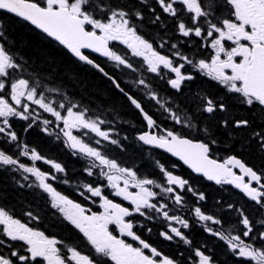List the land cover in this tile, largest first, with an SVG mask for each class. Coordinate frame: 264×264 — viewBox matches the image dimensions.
<instances>
[{
  "label": "snow or ice",
  "instance_id": "1",
  "mask_svg": "<svg viewBox=\"0 0 264 264\" xmlns=\"http://www.w3.org/2000/svg\"><path fill=\"white\" fill-rule=\"evenodd\" d=\"M3 14L55 43L67 64L44 49L25 55L0 18V173L14 174L17 188L46 200L89 251L33 227L42 217L31 206L17 215L0 204V264H264V168L236 155L215 158L220 146L255 144L264 153V0H0ZM146 25L156 34L145 33ZM78 69L99 73L140 117L144 130L132 136L140 147L239 190L260 215L217 200L236 217L226 222L207 210L206 194L175 171L177 163L158 158V175H150L142 161L113 156L129 140L118 125L137 123L120 118L119 105L76 97ZM204 83L208 89L193 91ZM233 101L248 117L233 115ZM33 132L83 162L74 195L86 203L58 190L70 183L66 167L29 143ZM154 226L183 250L166 255L144 238ZM193 228L223 242L227 258L195 244Z\"/></svg>",
  "mask_w": 264,
  "mask_h": 264
},
{
  "label": "trees",
  "instance_id": "2",
  "mask_svg": "<svg viewBox=\"0 0 264 264\" xmlns=\"http://www.w3.org/2000/svg\"><path fill=\"white\" fill-rule=\"evenodd\" d=\"M135 0H129V3H134ZM6 24L8 25V35L15 41L16 47L20 49L25 55L31 56L34 49H44L50 55L56 57L58 63L67 64L63 56V50L58 46H55L48 40H45L41 34L37 31L32 30L28 26L17 22L14 17H8L5 14L2 17ZM145 33H150L155 35V29L151 26L146 25L143 29ZM11 43V41H10ZM111 67V65H109ZM42 71H47L46 69H42ZM77 74L80 79V83L78 85H72L74 87L76 97L83 96L84 103L86 105H94V106H110V105H119V116L122 119L128 120L129 124L133 121L137 123L136 128H130L128 124L123 126L118 125L120 131L127 132L129 135V140L126 143L129 151L121 152L119 154L120 158L125 157L126 162H131V160L142 161L144 167L142 169L143 172L148 173L150 175H158V173L154 170V161L156 159H161L166 161L169 165L171 163H177L179 167L175 169V171L187 178H190L194 186L203 191L204 186H208L217 190H221L224 192V195L228 198V202L225 201L221 196L217 195V192H207L203 191L207 196V210L211 213L214 212L215 215L222 216V214H218V212H222L225 209L217 206L216 201L220 200L222 203H236L239 206L248 207L250 202L246 201L245 198L236 193L232 188H224L218 187L215 185H207L208 183L201 178H197L192 175L187 169H185L182 165L176 162L174 159H171L169 156L157 152L155 150L146 151L144 148L140 147L137 142L132 139L133 133L136 131H143V126L139 123L140 117L136 114V112L131 109L125 100L119 96L118 93L115 92L109 85L108 81H106L99 73H95L90 69H82L77 70ZM65 84H70V81L65 79ZM161 88H163V84H161ZM208 89L207 83L203 85L197 84L193 91ZM213 94H218L223 96V90L219 88H213ZM163 95H167V90H165ZM193 92H188L186 96L183 98L185 103H188L187 97L191 96ZM233 103L232 113L237 117H248V111L239 106L235 101ZM150 111H154V109H149ZM209 121L205 120L204 124H208ZM201 127L203 125H200ZM193 138H197L200 134L198 132L192 133ZM28 141L30 144L35 146L41 153L56 161L60 162L62 166L66 167L67 170V179L70 181L69 184H57L58 190H60L64 194H68L73 199L79 200L81 203H86L78 196L74 195L77 190V187L80 183L84 181V176L81 174V165L82 161L73 160L69 153L61 146V144L57 142H53L51 138L45 137L38 132H33L29 137ZM215 153L220 158H225L228 155H236L241 158L244 162L248 163L251 166H254L257 169L264 168V153L258 151L255 144L251 147H235V148H225L224 146H220V148L215 150ZM117 157L116 155L112 154ZM119 159V158H118ZM43 169L49 170L48 165H40ZM14 174L10 173H0V204H4L6 207H9L11 210H15L16 214H21L22 210L26 206H31L34 211L38 212L42 220L36 226L39 230L45 232L46 235L56 237L62 239L67 242L68 246H76L78 234L65 222L62 221L61 218L52 215L49 210L48 203L42 197L37 196L32 190L28 189H19L15 186L14 182L11 179V176ZM189 202H192V197L189 195ZM250 208V207H249ZM255 208V207H254ZM217 213V214H216ZM158 228L154 226L153 232H158ZM153 234V236L159 240V237ZM188 234H194L192 238L194 243L199 245L201 243H206L214 241V239L209 238L201 229L193 228ZM81 242V241H80ZM168 247H172L171 244H167ZM84 249L86 248L83 245ZM216 255L221 259L225 260L227 257L225 255V247L222 244H219V248L216 250Z\"/></svg>",
  "mask_w": 264,
  "mask_h": 264
},
{
  "label": "flooded vegetation",
  "instance_id": "3",
  "mask_svg": "<svg viewBox=\"0 0 264 264\" xmlns=\"http://www.w3.org/2000/svg\"><path fill=\"white\" fill-rule=\"evenodd\" d=\"M24 219V218H22ZM33 226V225H32ZM76 246H80L82 248V250L85 251L84 247H83V244L80 242V240H77V245Z\"/></svg>",
  "mask_w": 264,
  "mask_h": 264
},
{
  "label": "rangeland",
  "instance_id": "4",
  "mask_svg": "<svg viewBox=\"0 0 264 264\" xmlns=\"http://www.w3.org/2000/svg\"><path fill=\"white\" fill-rule=\"evenodd\" d=\"M112 154H115L116 156H118V158H119L120 160L125 161V159L119 157V151H113Z\"/></svg>",
  "mask_w": 264,
  "mask_h": 264
},
{
  "label": "water",
  "instance_id": "5",
  "mask_svg": "<svg viewBox=\"0 0 264 264\" xmlns=\"http://www.w3.org/2000/svg\"><path fill=\"white\" fill-rule=\"evenodd\" d=\"M175 159V158H174ZM180 163H182V162H180ZM186 168H187V166L186 165H184ZM190 170V169H189ZM191 171V170H190ZM208 182H210V181H208ZM210 183H213L214 184V182H210ZM235 191H237V192H239V190H236V189H234Z\"/></svg>",
  "mask_w": 264,
  "mask_h": 264
},
{
  "label": "bare ground",
  "instance_id": "6",
  "mask_svg": "<svg viewBox=\"0 0 264 264\" xmlns=\"http://www.w3.org/2000/svg\"><path fill=\"white\" fill-rule=\"evenodd\" d=\"M213 185V184H212Z\"/></svg>",
  "mask_w": 264,
  "mask_h": 264
}]
</instances>
